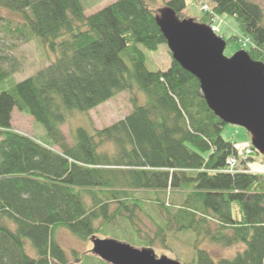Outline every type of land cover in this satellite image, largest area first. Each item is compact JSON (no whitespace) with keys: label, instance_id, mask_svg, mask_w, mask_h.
<instances>
[{"label":"trees","instance_id":"16d2710c","mask_svg":"<svg viewBox=\"0 0 264 264\" xmlns=\"http://www.w3.org/2000/svg\"><path fill=\"white\" fill-rule=\"evenodd\" d=\"M210 1L216 16L233 17L251 40L249 57L264 63L261 4ZM155 2L116 0L86 15L83 0H0L21 18L15 33L58 50L46 67L0 92V264H108L91 251L68 256L60 229L82 242L111 235L166 249L172 236L190 233L187 264H264V176L222 172L229 157L247 171L253 158L244 152L254 150L222 137L227 124L168 51L157 18L170 8L180 19L185 0H165L160 9ZM211 21L205 14L198 23ZM161 46L170 64L149 70L143 49ZM8 74L0 69V80ZM124 91L132 95L129 114L92 132L72 128L67 141L61 126L72 110L87 113ZM14 109L47 141L12 130ZM203 242L243 248L214 258Z\"/></svg>","mask_w":264,"mask_h":264},{"label":"rangeland","instance_id":"374dc122","mask_svg":"<svg viewBox=\"0 0 264 264\" xmlns=\"http://www.w3.org/2000/svg\"><path fill=\"white\" fill-rule=\"evenodd\" d=\"M116 0H96V4L90 7V4L94 0H83L85 5V14H92L104 6L114 2ZM163 1L156 0L155 6L157 8H163ZM198 0H185L186 8L181 15V20H192L198 23L205 13L200 10ZM260 3L264 10V0H253ZM207 4H211L210 0H205ZM0 13L4 16L5 20L0 25V69L9 72L6 79L0 80V92L7 91L14 84L34 75L39 70L46 67L49 62L54 61L58 56V50L53 51L49 46L42 45L39 38L25 39L20 37L14 32L16 26L21 21V18L2 7H0ZM214 24L218 27L217 35L228 41L224 50L226 57L232 56L234 53L240 50H247L249 46L243 47L242 42L239 40L230 41L233 35L240 36L243 34L238 29L235 19L228 15H220L214 21ZM146 55V67L149 70L155 71L157 69L165 70L170 64V55L167 52V48L161 46L157 51H149L143 49ZM139 95V102L144 100L142 94L137 90L135 92ZM130 97V92L124 91L118 93L116 96L108 100L107 102L97 106L87 113L72 110L69 116V123L61 126V130L65 135L67 141H69V132L72 128L83 127L89 132H92L93 128H103L111 125L114 122L124 118L133 109ZM12 130L32 135L37 139L46 142V136L43 128L39 124H35L33 119L29 116L23 115L17 109L12 112L11 121ZM222 137L229 141H234L241 148H244L251 144L250 135L239 126L226 125L222 131ZM55 150H58L54 147ZM253 158L250 162V167L254 170L248 169L250 173H257L264 176V162L262 157L256 152L252 151L249 155ZM241 168L244 165H240ZM255 170H260L255 171ZM57 240L60 246L70 256L72 250L78 252H89L92 249L90 239L88 242H82L73 237L65 229H60L56 233ZM97 238H113L121 242L130 244L131 246L141 249L139 245L126 242L125 239L120 237H103L102 235L95 236ZM192 234L190 233H178L170 238L168 242L169 248H161L155 246L150 248L153 250L156 257L165 256L179 261L181 264H187L189 259L194 255V247L190 246ZM200 248L208 250L214 258L232 257L234 254L243 248L238 245L230 248H224L214 244H208L207 242L200 243ZM27 252L31 255H35L29 242H27ZM73 264V263H72Z\"/></svg>","mask_w":264,"mask_h":264},{"label":"water","instance_id":"95a60500","mask_svg":"<svg viewBox=\"0 0 264 264\" xmlns=\"http://www.w3.org/2000/svg\"><path fill=\"white\" fill-rule=\"evenodd\" d=\"M157 24L172 59L198 80L208 108L225 124L242 127L264 157V63L245 50L226 57L222 37L208 25L177 18L170 8L160 11ZM90 242L91 252L108 264H181L113 238L94 236Z\"/></svg>","mask_w":264,"mask_h":264},{"label":"built area","instance_id":"2783aa9c","mask_svg":"<svg viewBox=\"0 0 264 264\" xmlns=\"http://www.w3.org/2000/svg\"><path fill=\"white\" fill-rule=\"evenodd\" d=\"M199 5H200V10L204 12L205 14L211 15L212 16V21L217 18V16L213 13L211 7L207 5L204 0H199ZM210 28L212 32L216 33L218 31V27L214 25V22H212V25H210ZM240 41L242 42L243 47L246 46H252L251 42L249 39L245 37H241ZM251 153V150L249 148L245 149L244 155L247 156ZM222 172L226 173H236V172H249L246 170H239L237 168V160L235 157H229L226 161L225 168L222 170Z\"/></svg>","mask_w":264,"mask_h":264},{"label":"crops","instance_id":"0c3cea01","mask_svg":"<svg viewBox=\"0 0 264 264\" xmlns=\"http://www.w3.org/2000/svg\"><path fill=\"white\" fill-rule=\"evenodd\" d=\"M250 162H251V161L246 162L247 168H248V169H251V170H254V169H252V168L250 167ZM255 171H258V170H255ZM259 171H260V170H259ZM259 171H258V172H259Z\"/></svg>","mask_w":264,"mask_h":264}]
</instances>
